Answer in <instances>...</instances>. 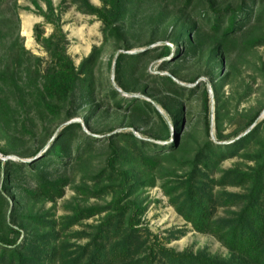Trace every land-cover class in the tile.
I'll use <instances>...</instances> for the list:
<instances>
[{
  "label": "rangeland",
  "instance_id": "374dc122",
  "mask_svg": "<svg viewBox=\"0 0 264 264\" xmlns=\"http://www.w3.org/2000/svg\"><path fill=\"white\" fill-rule=\"evenodd\" d=\"M45 1L0 2V70L12 44L18 50L29 51L26 63L29 67L36 68L38 64L44 67L49 62L48 52L35 37L37 24L43 25L44 36L48 37L53 32V25L46 22L38 7L46 11ZM63 1L52 0L56 13H61L63 30L69 40L68 53L76 66H81L95 48L99 49V60L94 69L96 100L88 103L76 94L71 102L63 105L59 116H53L40 112L28 92H21L24 96L16 94L0 79V95L6 97L9 106L17 111L14 129L8 130L0 124V148L9 152L8 155L0 152V159L30 161L43 154L50 142L73 123H80L85 133L96 138H109L108 144L92 146L93 150L86 154L83 161H71L67 166H55L51 170L50 179L62 186V197L56 198L52 189L44 193L34 180L28 178L18 182L10 180L9 189L4 190L1 185L5 176L0 172V194L4 198L3 207L0 208V234L8 230V224L21 232L20 241L29 235L50 231L56 234L54 244L62 249L67 259L73 260L79 256L81 260L85 259L83 261L88 260L93 252L96 228L109 215L111 201L119 194V188L108 176L109 161L112 147L124 149L126 141L115 137L110 142V138L114 133L133 132L137 137L175 146L174 151L161 152L172 155L161 158L155 169L141 168L135 165L136 162L132 163L127 150L126 158L114 162L116 172L130 169L135 172L136 184L130 187L131 191L123 204L131 201L142 207L137 227L141 232L147 233L148 230L150 233L147 234L153 240L178 252L204 251L220 259L229 258V250L217 237L194 230L176 211L167 190L185 178L195 154L207 142L211 140L227 144L246 135L254 125L242 131L244 124L249 115L260 108L263 110L259 120L264 119V19L254 21L238 34L227 54L210 58L213 43L208 32H197V27L208 24L215 12L233 8L241 0H124L123 16L117 24L122 36L120 40L106 36L104 22L98 15L83 12L71 0H65V10L62 12L60 5ZM90 2L100 8L104 5L102 0ZM165 46L172 50L167 58L162 55ZM178 46L182 47L181 52H178ZM146 53L136 70H130L132 63H124L122 67L127 72L116 73V60L122 54ZM160 75L173 77L187 90L197 89L193 96L187 93L184 99L176 97L185 106L181 122L175 121L168 110L157 102H172L175 98L155 82ZM24 80V85L28 87L27 76ZM110 85L118 91V97H136L156 105L170 131L169 138L166 139L164 121L154 117L150 110L151 115L148 116L105 104L101 96L109 94ZM206 88L209 89L212 103L209 133L205 128L203 100ZM216 95L220 97L219 101L215 99ZM25 97L27 100L23 99ZM20 109H27L28 112ZM216 109L221 110L219 129L223 135L232 136L239 132V136L228 141L218 140ZM25 119L27 130L22 132L20 128ZM261 129L264 139V126ZM259 147L258 144L251 149L255 151ZM244 151L220 161L212 177L218 179L222 169L251 172L256 165L251 155L256 153L245 154ZM36 152L37 155H34ZM112 177L117 175L113 173ZM212 184L219 201L216 217H231L239 207L227 205L222 197H225V193H245V189L228 182ZM91 208L105 210L90 217H87L89 212H79ZM35 215L40 216L42 222L27 219ZM85 247L87 250H84Z\"/></svg>",
  "mask_w": 264,
  "mask_h": 264
},
{
  "label": "trees",
  "instance_id": "16d2710c",
  "mask_svg": "<svg viewBox=\"0 0 264 264\" xmlns=\"http://www.w3.org/2000/svg\"><path fill=\"white\" fill-rule=\"evenodd\" d=\"M45 2L46 11L38 4L37 6L46 22L53 25V32L46 37L42 30L43 25L37 24L35 37L48 52L49 62L44 67L43 64H38L36 68L29 67L26 64L29 60V51L18 50L12 44L7 51L4 66L0 70V79L16 94L24 96L21 92H28L40 112L59 116L63 105L71 102L76 94L88 103L96 100L97 86L94 69L99 60V49L95 48L91 55L83 60L81 66L77 67L68 53L69 40L63 30L61 13H56L52 0ZM71 2L85 13L98 15L104 22L106 36L119 40L122 38L117 24L123 16L124 0H102L104 3L102 8L93 5L90 0H71ZM65 3L64 0L60 5L62 12L65 10ZM262 19H264V0H241L240 4L233 8L215 12V15L208 20V24L197 27V32L200 30L208 32V37L213 43L210 58H214L227 54L235 43V37L249 28L254 21L258 22ZM177 49L178 52L182 51L180 46ZM171 52L172 50L165 46L162 52L163 58H167ZM145 55L147 53L144 55L122 54L116 60V73L127 72L122 67L124 63H132L130 70H136L138 62ZM25 76L28 78V87L24 85ZM155 82L159 83L165 92L175 96L172 102L163 100L157 102L168 110L175 121L181 122L185 106L183 101L181 103L176 97L184 99L187 93L193 96L197 89L187 90L169 75H160L156 77ZM110 86L109 94L101 96L105 104L110 103L113 107L148 116L151 115L148 112L150 110L154 113L152 114L154 117L164 121L166 139L169 138L170 131L164 116L156 105L154 106L151 101L136 97H118V91L113 85ZM212 86L215 87V83ZM84 91L85 94H83ZM203 97L206 115L205 128L209 133L212 103L208 88L203 92ZM23 99L27 100L26 97ZM215 99L219 101L220 97L216 95ZM21 110L28 112L27 109ZM262 110L260 108L249 115L242 131L253 125L254 128L246 135L227 144L214 143L210 140L201 147L193 158L189 173L178 185L167 190L171 204L176 211L191 224L194 230L217 237L229 250V258L220 259L204 251L178 252L153 240L152 236L147 234L150 233L148 230L147 233L141 232L137 226L140 222L139 215L143 211L142 207L131 201L123 204L127 193L131 191L130 187L136 184L135 172L131 169L116 172L114 162L130 155L132 163L136 162L135 165L138 167L155 169L159 166L161 158L172 155V153L161 154V152L174 151L175 146L169 143L158 144L156 141L137 137L133 132H120L114 133L110 142L115 137L122 138L126 141L125 147L124 149L112 147L108 175L119 188V194L111 201L112 210L109 215L96 228L90 258L86 261L81 260L79 256L73 260L67 259L62 249L54 244L56 234L50 231L29 235L20 241L21 232L8 224V230L0 234V264H58L59 260L60 264H264V139L261 137L264 119L259 120ZM215 112L219 131L218 140L228 141L239 136V132L232 136H224L219 129L221 110L216 109ZM16 115V109L9 106L6 97L0 95V124L3 128L14 129ZM26 120L23 121L24 124L22 122L20 128L22 132L27 130ZM108 139H99L85 133L80 123L68 125L58 137L50 142L47 149L43 150V154L38 156L36 152L34 155L37 156L34 159L30 161L0 159V172L5 176L1 186L4 190H8L10 180L18 182L28 178L34 180V183L45 191L44 193H49L52 189L56 198L62 197L63 188L58 186L57 181H51V170L55 166H67L71 161H83L86 154L93 150L92 146L108 144ZM258 144L260 147L253 151L251 148ZM244 149L245 154L256 153L251 155V158L256 161L251 172L222 169V174L218 179L212 177L215 170L219 168L220 161L233 158ZM126 150L128 155L125 153ZM0 152L4 155L9 153L4 148H0ZM113 173L117 177L113 178ZM225 182L243 187L245 193H225V197H222L225 203L237 205L239 208L231 217L219 219L216 217L219 201L215 197L212 183ZM3 202L4 198L0 194V208L3 207ZM104 210V208H91L82 209L79 212H89L87 217H90ZM27 219L35 223L42 222V218L36 215L28 216ZM84 250H87V247ZM56 259H58L57 262Z\"/></svg>",
  "mask_w": 264,
  "mask_h": 264
},
{
  "label": "water",
  "instance_id": "95a60500",
  "mask_svg": "<svg viewBox=\"0 0 264 264\" xmlns=\"http://www.w3.org/2000/svg\"><path fill=\"white\" fill-rule=\"evenodd\" d=\"M7 158H5L4 160H6Z\"/></svg>",
  "mask_w": 264,
  "mask_h": 264
}]
</instances>
